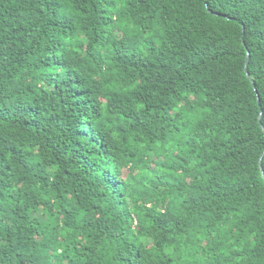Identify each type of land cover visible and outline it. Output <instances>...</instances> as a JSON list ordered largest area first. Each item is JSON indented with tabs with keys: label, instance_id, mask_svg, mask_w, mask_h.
Segmentation results:
<instances>
[{
	"label": "clouds",
	"instance_id": "obj_1",
	"mask_svg": "<svg viewBox=\"0 0 264 264\" xmlns=\"http://www.w3.org/2000/svg\"><path fill=\"white\" fill-rule=\"evenodd\" d=\"M0 264H264V0H0Z\"/></svg>",
	"mask_w": 264,
	"mask_h": 264
}]
</instances>
